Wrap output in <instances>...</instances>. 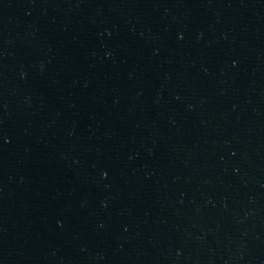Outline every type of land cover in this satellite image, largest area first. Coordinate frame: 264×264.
I'll use <instances>...</instances> for the list:
<instances>
[{
	"label": "water",
	"instance_id": "obj_1",
	"mask_svg": "<svg viewBox=\"0 0 264 264\" xmlns=\"http://www.w3.org/2000/svg\"><path fill=\"white\" fill-rule=\"evenodd\" d=\"M0 264H264V0H0Z\"/></svg>",
	"mask_w": 264,
	"mask_h": 264
}]
</instances>
